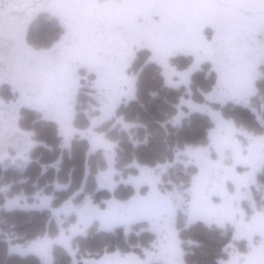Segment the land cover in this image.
<instances>
[{"label": "rangeland", "instance_id": "1", "mask_svg": "<svg viewBox=\"0 0 264 264\" xmlns=\"http://www.w3.org/2000/svg\"><path fill=\"white\" fill-rule=\"evenodd\" d=\"M139 51H149L146 64L159 67L165 86L183 89L168 122L179 128L200 114L213 126L205 145L176 148L172 158L153 167L136 162L119 167V140L98 127L111 122L110 129L136 130L138 124L125 121L117 109L135 98L140 69H133V61ZM178 56H190L193 63L181 70L171 62ZM208 65L206 73L198 71ZM195 75L213 76L210 90L195 87ZM261 77L264 0H0L2 171L11 167L23 174L38 144L33 132L19 126L21 110L29 109L55 123L61 148L82 140L87 160L101 152L106 166L94 174L96 190L112 195L98 202L82 187L53 207L54 195L69 189L67 176L60 182L53 173L51 180L47 166H41L44 180L31 198L26 190L5 195L2 208L49 209L47 232L11 244L9 252L35 254L43 264H54L56 246L70 255L71 264H184L179 223L202 221L231 230L220 264H264V189L256 180L264 166V134L238 127L214 106L249 107L263 124L264 103L254 100ZM3 85L14 92L13 99L1 97ZM10 185H1L0 192ZM122 187L132 188L129 198L119 199ZM143 222L135 233L147 230L155 239L142 254L78 257L73 247L72 240L91 226L122 227L127 236ZM7 233L9 239L21 237Z\"/></svg>", "mask_w": 264, "mask_h": 264}, {"label": "trees", "instance_id": "2", "mask_svg": "<svg viewBox=\"0 0 264 264\" xmlns=\"http://www.w3.org/2000/svg\"><path fill=\"white\" fill-rule=\"evenodd\" d=\"M148 56L149 51H139L137 53L133 61V69L137 71L140 69V71L136 81L135 98L117 109V114L123 116L125 121L138 124L136 130L127 132L125 130L119 131L117 127L110 129L111 122L98 127L99 130L106 132L110 140H119V167L132 162L153 167L172 158L176 148L187 145H205L208 142V130L213 126L208 117L200 114H193L190 119L184 120L179 128L168 122L176 112L177 96L183 93V89L176 90L165 86L163 84L164 79L157 73L159 67L156 64H146ZM171 62L181 70L187 69L193 63L190 56H178L173 58ZM209 68L208 65L198 71L206 73ZM212 79L213 76L205 79V75L199 76V78L195 75L192 80L195 87H201L200 89L206 92L211 88ZM203 80L204 82H202ZM195 87H193L194 94L199 98L200 94ZM255 87L257 95L254 100L264 103V77L256 80ZM4 89H6V92L1 93V97L5 100L13 99L14 92L10 89L8 92V87L5 85L2 86L1 92ZM198 101L202 102L203 99H198ZM214 106L220 110L224 118L232 119L238 127H242L254 135L261 136L264 134V123L261 124L249 107L233 103L215 104ZM77 115L83 117L80 109ZM83 120L84 124L88 123L87 120ZM262 120L264 121V110ZM18 122L20 128L34 133L33 138L38 144L30 150V162L23 174H19L16 169L11 167L10 170L3 172L0 165V186L11 183L7 192H0V264H43L35 254L20 255L9 252V246L45 234L47 232L46 223L50 218L49 209L6 210L2 208L5 195L11 198L22 190H26L31 198L44 180V175H40V167L43 165L47 166L49 171L47 177L51 180L56 178L62 182V178L67 176V184L69 183L68 191L58 192L54 195L53 207L61 205L73 192L75 193L82 187H84V192L93 194L98 202L112 195L108 191L96 190L94 174L106 166L100 151L91 153L88 156L89 160L93 159V162L90 163L87 160V143L85 141H72L69 149L61 148V137L58 135L55 123L41 119L40 114L36 111L22 109ZM86 164L89 165L90 170L88 176H85ZM55 170L59 173H55ZM53 173L55 178H52ZM187 174L189 177V171ZM36 177H38L37 180L33 179ZM21 178H27L28 180L22 183ZM256 180L264 189V166L257 174ZM33 181H35L34 183L37 181L38 185L33 187ZM183 181L186 183L188 179ZM123 190L124 196L119 197V199L129 198L131 193L130 195L127 193L132 191V188L124 187ZM12 218H15V220H12ZM145 225L144 222L137 223L127 236L122 227L107 231L98 230L91 226L85 235L76 236L72 240V244L78 257H99L113 252L142 254V249L150 247L155 239L154 233L147 230L140 232L138 235L135 233L141 228L140 226ZM38 228L42 230L38 231ZM178 228L184 251V264H220L219 259L226 256L223 253V248L231 242L230 229L209 226L202 221L193 222L188 226L181 222ZM49 229H51V223ZM12 230H15V232H11ZM49 231L48 233L51 236L55 234V232ZM7 232L13 235L21 233V237L9 239ZM53 254L55 257L54 264H71L70 255L62 247L56 246L53 249ZM77 264L82 263L78 262Z\"/></svg>", "mask_w": 264, "mask_h": 264}, {"label": "crops", "instance_id": "3", "mask_svg": "<svg viewBox=\"0 0 264 264\" xmlns=\"http://www.w3.org/2000/svg\"><path fill=\"white\" fill-rule=\"evenodd\" d=\"M23 48H24V45H23Z\"/></svg>", "mask_w": 264, "mask_h": 264}]
</instances>
